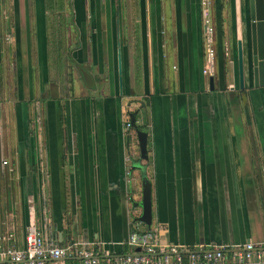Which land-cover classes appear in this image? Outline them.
<instances>
[{"label": "crops", "instance_id": "0c3cea01", "mask_svg": "<svg viewBox=\"0 0 264 264\" xmlns=\"http://www.w3.org/2000/svg\"><path fill=\"white\" fill-rule=\"evenodd\" d=\"M209 10L207 75L198 0H0V245L22 247L33 226L110 264L132 251L131 234L203 249L264 241V86L252 82L248 2ZM143 178L149 228L137 219Z\"/></svg>", "mask_w": 264, "mask_h": 264}, {"label": "built area", "instance_id": "2783aa9c", "mask_svg": "<svg viewBox=\"0 0 264 264\" xmlns=\"http://www.w3.org/2000/svg\"><path fill=\"white\" fill-rule=\"evenodd\" d=\"M203 25L205 67L203 74H211L214 65V27L209 10L210 0H198ZM128 128V122L125 123ZM150 235L131 234L125 244L129 253L117 255L110 264H226L224 251L232 248L231 264H259L264 254V241H248L241 246H218L210 249L184 247L178 244H160L150 241ZM1 239V237H0ZM236 248V249H235ZM80 258L81 264H98V253L85 241H70L64 245L46 241L33 226L23 236V246L0 245V264H55L64 258Z\"/></svg>", "mask_w": 264, "mask_h": 264}, {"label": "water", "instance_id": "95a60500", "mask_svg": "<svg viewBox=\"0 0 264 264\" xmlns=\"http://www.w3.org/2000/svg\"><path fill=\"white\" fill-rule=\"evenodd\" d=\"M248 2V21H249V37H250V68L252 74V82L254 87L264 86V0H247ZM236 70L237 84L239 89H243V55L242 46L239 39L236 40ZM117 73H120V54L117 49L116 53ZM120 83V77L118 76ZM209 89H212V76L208 77ZM128 116V128L134 130L139 154L145 157V145L147 134L136 127L134 121L135 112H130ZM140 207L138 221L145 224L148 228L151 222L150 212V185L143 178L141 179L140 199L136 203Z\"/></svg>", "mask_w": 264, "mask_h": 264}, {"label": "rangeland", "instance_id": "374dc122", "mask_svg": "<svg viewBox=\"0 0 264 264\" xmlns=\"http://www.w3.org/2000/svg\"><path fill=\"white\" fill-rule=\"evenodd\" d=\"M11 52V51H10Z\"/></svg>", "mask_w": 264, "mask_h": 264}]
</instances>
